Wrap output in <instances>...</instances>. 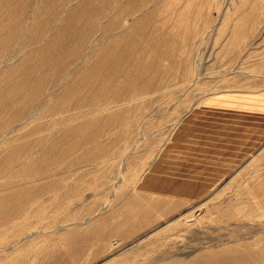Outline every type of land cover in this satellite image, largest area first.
Instances as JSON below:
<instances>
[{
    "label": "rangeland",
    "instance_id": "rangeland-1",
    "mask_svg": "<svg viewBox=\"0 0 264 264\" xmlns=\"http://www.w3.org/2000/svg\"><path fill=\"white\" fill-rule=\"evenodd\" d=\"M0 264H264V0H0Z\"/></svg>",
    "mask_w": 264,
    "mask_h": 264
},
{
    "label": "bare ground",
    "instance_id": "bare-ground-1",
    "mask_svg": "<svg viewBox=\"0 0 264 264\" xmlns=\"http://www.w3.org/2000/svg\"><path fill=\"white\" fill-rule=\"evenodd\" d=\"M77 27H78V26H77ZM87 90H88V89H87ZM80 100H82V98H81ZM80 100H79V101H80ZM81 102H82V101H81ZM81 102H80V104H81ZM6 106L10 108V107H13V104L8 103V105H6ZM5 111H6V110H5ZM10 111H11V110H10ZM19 141H20V140H19ZM21 141H22V140H21ZM62 142H63V141H62ZM34 143L37 144L38 141H36V142H34ZM60 144H61V143H60ZM62 144H63V143H62ZM58 146H59L58 142L53 143V144L51 145L52 148H50V149H49V148H46V150L43 151V154H44L43 156H46L47 152H54V151H56V150L58 149V148H57ZM54 147L56 148L55 150L53 149ZM26 148H27V147H26ZM29 153H30V148H27L26 152L23 154V157H25L26 159L29 158V157H28V154H29ZM30 154H31V153H30ZM30 154H29V155H30ZM16 158H17V157H16ZM18 158H19V157H18ZM43 158H44V157H43ZM45 158H46V157H45ZM13 159H14V158H13ZM14 187H15V186H14Z\"/></svg>",
    "mask_w": 264,
    "mask_h": 264
}]
</instances>
